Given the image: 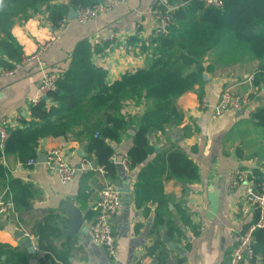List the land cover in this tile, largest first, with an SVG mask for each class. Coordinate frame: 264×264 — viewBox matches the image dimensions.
I'll use <instances>...</instances> for the list:
<instances>
[{
  "label": "crops",
  "instance_id": "0c3cea01",
  "mask_svg": "<svg viewBox=\"0 0 264 264\" xmlns=\"http://www.w3.org/2000/svg\"><path fill=\"white\" fill-rule=\"evenodd\" d=\"M157 1L126 0L83 23L73 18L53 38V29L44 12L16 22L12 33L23 64L13 75L0 73V120L8 121L7 129L21 126L22 120L30 119L29 104L44 96L38 89L42 73H63L69 66L74 48L82 40L91 44V59L107 71L109 81L144 66L149 55L144 48L149 47L157 23L150 9ZM2 45L0 71L13 63L12 57L17 53L14 44ZM209 61L206 57L204 65ZM257 63L258 60L245 49L235 53L232 62H220L212 72H205L201 100L205 99L208 104L200 102L195 90L180 95L177 103L184 113L182 123L172 126L160 140L150 133L153 151L146 161L129 170L116 164L112 177L94 166L93 154L92 159L86 158L85 142L72 140L70 135L41 138L33 157L37 159L52 147L60 148L68 164L75 169L74 178L67 183L61 182L59 174L51 171L44 162L35 160L32 164H22L15 154L4 153V144L0 146V163L6 170L4 180L23 184L30 202L25 211L18 213L13 206L9 212L0 215V264H20L19 256L14 252L23 254V251L26 252L25 264H132L136 260L146 264H227L235 236L253 223L254 210L250 205L246 212L242 211L244 185L232 187L230 175L240 167L250 170L256 166L264 167V126L251 115L254 106L264 105V85L254 88L251 82ZM226 88L249 93L250 105L244 107L243 112L228 108L220 114L215 113L220 92ZM144 110L143 100L130 99L122 112L131 117L141 115ZM183 126L191 128V133L179 138ZM134 132V126L129 125L122 140L113 143L117 158L127 152ZM176 139L178 146L198 166L199 178L181 194L182 183L177 179L165 180L163 174L161 194L167 199L164 213L176 217L185 237L175 243L162 226V242L158 244L153 229L157 203L150 200L136 205L134 186L139 170L147 161L163 152L165 146L173 147ZM126 183L130 184L129 190L120 191L121 206L113 216L117 258H110L101 244L92 242L88 232L63 234L62 230L69 228L62 208L64 202L73 199L88 224L94 216L93 202L100 189L110 185L119 190ZM80 184L84 186V201L77 198ZM6 187L8 185L4 187L3 179H0V195ZM6 195L11 199L10 189ZM182 209L189 213V224L184 225L178 219ZM11 223L24 230L31 240L32 250L22 238L14 239L6 230ZM165 236L167 240H164ZM169 242L175 244L174 248ZM165 255L167 257L163 259ZM259 258L258 255L253 264H261ZM239 264H250L249 259Z\"/></svg>",
  "mask_w": 264,
  "mask_h": 264
},
{
  "label": "trees",
  "instance_id": "16d2710c",
  "mask_svg": "<svg viewBox=\"0 0 264 264\" xmlns=\"http://www.w3.org/2000/svg\"><path fill=\"white\" fill-rule=\"evenodd\" d=\"M101 1L0 0V53L4 51L3 43L16 44L11 32L16 18L26 20L43 8L47 11L46 18L55 24L68 14L71 6L78 8ZM161 7L170 8L171 24L165 34H155L149 47L144 48L149 51L144 66L109 81L107 71L91 59V44L80 41L71 54L68 68L56 81L55 89L47 93L48 98L41 97L30 103V119L8 129L4 153L15 154L25 164L36 156L41 138L70 135L72 140L85 142L86 158L92 159L93 154L94 166H103L107 176L112 177L117 166L110 159L114 153L113 143L122 140L129 125L134 126L135 132L126 154L129 169H134L153 151L150 133L160 140L172 126L182 123L184 113L177 103L178 97L189 90H195L198 97H202L204 73L212 72L220 62H232L238 51L246 49L258 60L251 82L254 88L264 85V0H224L223 8L205 6L200 0H167ZM15 48L13 62H19L22 55L18 46ZM206 57L210 61L204 65ZM130 99L144 101L145 110L141 115L127 117V113L122 112ZM251 115L264 126V105L256 107ZM181 131L179 138L188 136L191 128L183 126ZM178 139L173 147L165 146L163 152L147 161L139 170L134 186L136 205L150 200L157 203L153 229L158 244L162 242V226L175 243L185 237L176 217L164 213L167 199L161 194L163 174L165 180L177 179L182 183L181 194L199 178L198 166L178 146ZM250 171L248 180L258 192L264 181V167L256 166ZM5 175L6 170L0 163V179L3 186L8 185L10 189L14 208L18 213L25 211L30 205L28 191L16 180H4ZM85 197L84 186L80 184L77 198L84 201ZM93 212L95 214L94 209ZM259 217V209L254 206L252 224ZM178 219L184 225L189 224V213L182 209ZM252 234L254 256L249 263L253 264L261 254L259 259L264 264V220ZM14 254L19 256L20 264L26 263L25 251Z\"/></svg>",
  "mask_w": 264,
  "mask_h": 264
},
{
  "label": "built area",
  "instance_id": "2783aa9c",
  "mask_svg": "<svg viewBox=\"0 0 264 264\" xmlns=\"http://www.w3.org/2000/svg\"><path fill=\"white\" fill-rule=\"evenodd\" d=\"M126 0H102L99 3L80 6L76 8V15L74 18L83 23L96 17L100 12L106 11L116 4L123 3ZM205 6H214L217 8H223L224 0H200ZM162 0L153 4L150 9V13L157 19V23L154 27L155 34H165L168 31V27L171 24V19L168 14L170 8L163 9L161 7ZM69 22L67 17H64V23H58V31L61 32ZM64 27V28H63ZM97 38V37H95ZM23 64V58L19 62H14L13 67L7 71V74H14ZM61 77V73L57 71H44L39 83V91L41 94L46 95L48 92L55 88L56 81ZM202 103H205V99H202ZM251 98L249 93H238L230 88H226L220 92L219 99L215 105V113L220 114L225 109H241L249 106ZM255 110V106L251 109ZM6 119L0 120V146H3L6 138L8 137V129L6 127ZM45 164L51 171H55L59 174L60 180L63 183L71 181L75 176V169L68 164L65 159L63 151L58 147H52L45 152ZM110 159L121 165L125 170H129V160L126 153L121 158H117L113 153ZM35 158H30L27 164L35 163ZM98 170L105 173L106 170L103 166H99ZM250 169H236L230 175V184L232 187L236 185H244V204L242 205V211L246 212L250 205L256 206L259 209V220L250 225L244 232L235 236V245L230 254V260L227 264H239L244 259H251L254 256L253 250V230L255 227L262 226L264 220V181L262 183L260 191L256 192L253 188L252 181L246 180L250 176ZM8 187L0 195V215H4L13 208L10 197H8ZM121 206L120 191L110 185L102 187L98 193L97 198L93 202V209L95 214L92 220L89 222L88 234L90 240L95 243L101 244L110 258H117V248L113 233V216ZM15 213V212H14ZM25 235H27L25 233ZM132 264H146L142 260H136ZM223 264V263H221Z\"/></svg>",
  "mask_w": 264,
  "mask_h": 264
},
{
  "label": "water",
  "instance_id": "95a60500",
  "mask_svg": "<svg viewBox=\"0 0 264 264\" xmlns=\"http://www.w3.org/2000/svg\"><path fill=\"white\" fill-rule=\"evenodd\" d=\"M164 3L167 2V0H162ZM76 15V8L71 6L68 10V18H73ZM205 76H203L204 78ZM57 92H59V89H56ZM44 99H47L48 96L44 95L43 96ZM241 112L244 111L243 108L240 109ZM46 156L45 153H41L40 156L37 157L36 161L37 162H45ZM129 183H126L125 186H123L122 188H119V191H128L129 190ZM62 208L65 211V215L69 221V228L68 229H63L62 232L63 234H67V235H76L78 232L79 233H84V232H88L89 229V223L85 224V219L84 216L81 212V210L75 205L74 200L73 199H69L66 202H64V204L62 205ZM6 230H8L9 232L12 233L14 239H23V242L26 244V246H28L29 250H32V244H31V240H29V238L25 235V232L23 229L17 227L16 225H14L13 223L8 224L6 226ZM164 240H167V237H164ZM169 245L174 248L175 244L174 243H170ZM259 256H261V254H259Z\"/></svg>",
  "mask_w": 264,
  "mask_h": 264
},
{
  "label": "rangeland",
  "instance_id": "374dc122",
  "mask_svg": "<svg viewBox=\"0 0 264 264\" xmlns=\"http://www.w3.org/2000/svg\"><path fill=\"white\" fill-rule=\"evenodd\" d=\"M63 3H67V2H64V1H62ZM42 12H44V14H45V18H46V10L45 9H43L42 8V10H40L39 12H36L35 14H38V13H42ZM64 17H67L68 18V16L66 15V16H63L62 18H60L59 20H57V22L55 23V24H52V22L51 21H49L47 18H46V20H47V23L52 27V29H53V33H52V36H51V38H53V37H56V35L59 33V31H58V23L59 22H63L64 23ZM74 18V17H73ZM73 18H68L69 19V22H70V20L71 19H73ZM24 18H22V17H18V18H16L15 19V21L16 22H18V21H25V20H23ZM75 19V18H74ZM15 22V23H16ZM68 24V23H67ZM14 26V25H13ZM13 26H12V28H13ZM12 28H11V32H12ZM64 28V27H63ZM66 28V27H65ZM64 28V29H65ZM63 29V30H64ZM62 30V31H63ZM13 34V33H12ZM13 64H14V62L12 63V66L9 64L8 66H6L4 69H2V71H0V73H2V74H5V75H9V74H7V71L8 70H10L12 67H13ZM61 73V72H60ZM13 75V74H12ZM61 76H62V73H61ZM55 89V88H54ZM53 89V90H54ZM49 93V92H48ZM47 95V94H46ZM199 100H200V102H202V100H201V97L199 98ZM203 105H207L208 103H207V101L205 100V103H202ZM234 171V170H233ZM246 180L248 181V179H247V177H246ZM251 181V180H250Z\"/></svg>",
  "mask_w": 264,
  "mask_h": 264
}]
</instances>
